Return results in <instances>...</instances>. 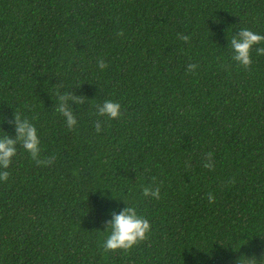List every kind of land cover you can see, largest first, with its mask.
I'll return each mask as SVG.
<instances>
[{
  "label": "trees",
  "instance_id": "16d2710c",
  "mask_svg": "<svg viewBox=\"0 0 264 264\" xmlns=\"http://www.w3.org/2000/svg\"><path fill=\"white\" fill-rule=\"evenodd\" d=\"M241 28L264 36V0H0V130L28 119L42 161L17 144L0 182V264L264 260V40L240 66ZM125 206L150 231L105 250Z\"/></svg>",
  "mask_w": 264,
  "mask_h": 264
},
{
  "label": "clouds",
  "instance_id": "9594fccd",
  "mask_svg": "<svg viewBox=\"0 0 264 264\" xmlns=\"http://www.w3.org/2000/svg\"><path fill=\"white\" fill-rule=\"evenodd\" d=\"M187 39V37H183ZM264 40V36L253 32L247 28H241L232 36L228 44L232 51V59L240 66L246 67L251 63L250 49L254 44ZM258 55L264 54V48L256 49ZM189 69L195 68V65H189ZM79 97L60 95L57 97V111L61 113L64 122L69 129L76 124V117L69 107V101L78 102ZM121 105L112 100H105L97 108L99 115H106L110 119L120 116ZM14 137L6 131L0 130V182L9 177V166L17 154V144L37 163H42L38 159L41 146L40 138L37 134L35 125L26 118L19 115H13ZM96 129L99 131L100 124L96 123ZM145 197L159 198L158 188L145 187L143 189ZM213 197L209 195V201ZM103 231L107 232L106 237L102 240V246L105 250L129 249L138 241L144 240L150 231V225L147 219L140 215L132 206H125L118 212L113 211L110 219L105 222ZM233 264H264L262 258H257L253 253H240L233 258Z\"/></svg>",
  "mask_w": 264,
  "mask_h": 264
}]
</instances>
